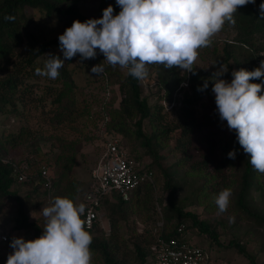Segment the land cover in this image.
<instances>
[{"label": "trees", "instance_id": "16d2710c", "mask_svg": "<svg viewBox=\"0 0 264 264\" xmlns=\"http://www.w3.org/2000/svg\"><path fill=\"white\" fill-rule=\"evenodd\" d=\"M100 2L101 12L107 0H100ZM261 3H264V0H255V3L238 7L237 13L234 14L235 25L225 23L224 27L234 30L235 35L231 40L232 42L227 39L224 40L221 46L223 56L217 58L219 62L232 60L238 70L251 71L259 67L256 60L259 57V52L264 49V19H261L259 14ZM24 7L38 9L47 18L58 19L64 24L65 29L71 26L73 20L84 22L90 19L79 11L77 4L72 0H0V115L3 113L16 115L18 113L19 101H23L25 92L31 91L29 89L31 85L28 81L35 78L38 58L46 53L53 54V48L59 46L58 37L39 41L28 33ZM6 16H13L15 19L14 21H6L4 19ZM26 36L29 38L28 41H24ZM235 46L240 47L239 53L235 52ZM212 51L215 53L217 49L214 47ZM150 67L156 72L159 87L164 89L166 99L171 101L176 89L177 91L184 90L180 99V106L175 108L178 112V122H171L168 125L159 127L149 135H145L142 131L143 123L151 117L152 111L147 98L142 96V82L130 76L127 69L122 75H119L121 78L118 79V84L122 95L119 106L111 111L110 118L104 115L103 125L99 126L101 134L106 135L103 146L108 136H118L122 143L121 147L127 155L139 162L143 170L152 171L153 184L148 182L137 186L127 200L121 199L116 194L114 201H111L107 196L101 198L97 211L101 213L104 210L106 212L112 232L108 236L104 235L99 225H95L91 229H85L92 236L90 250L99 256L101 264H127L126 260L120 257L119 245L116 240L119 222L128 218L125 216V208H128L131 204H137L142 194L149 197L155 186V172L152 161L150 163L140 155L129 152L123 145V135L127 133L134 132L135 137L143 138V143L156 158L155 151L159 139H163L161 136L166 135L167 139L169 133L173 130H179L175 147L181 153V156L177 163L185 164L189 174L199 176L201 183L198 193L211 189L206 192L215 198L222 190L231 189L229 207H232L236 216H243L264 234V174L259 173L251 166L249 163L250 157L239 145L234 131H232L229 138L219 136L222 121L216 112V105L205 108L201 112L196 107L203 95L208 92V88L212 86L209 76L197 69L195 64L193 65L195 75L192 73L187 75L186 71L180 68L166 69L159 64H150ZM104 68L108 72L111 70L109 65H104ZM59 73L58 78H60L62 87L57 92L54 91L55 96L51 98V104H56L62 109L56 112V117L60 118L59 115L64 111L66 117L73 113H75L74 118L80 116L82 110L77 111L78 109L74 107L75 102L72 91L74 83L65 65L59 69ZM205 80L209 81L208 88L204 91H198L197 89L203 85ZM250 82L261 83V80ZM183 83H187L185 89L182 88ZM51 89L52 87L47 92ZM64 100L66 101L63 102ZM157 109L160 110L161 105ZM131 127L134 129H131ZM195 134L199 137L201 144V146L196 147V152L193 151V148L191 149L193 143L191 137ZM30 136L29 132L21 130L17 134L10 133L0 137V228H2L3 220L9 212L6 207V200L12 199L15 216L11 230H31L34 237L38 238L42 235L43 228L37 220H32L29 216L33 196L43 197L45 203L50 201L52 203L54 198L66 195L72 198L78 193V183L81 182L75 184L69 177L74 155L68 154L63 149L64 143L61 151L55 155L51 162L48 159L42 160L41 157L31 159L29 157L17 158L20 156H14L8 159V153L23 145ZM153 140H156V142L151 145ZM218 146L220 147V153L216 156L215 152ZM34 148L35 154H37L39 150L37 143H34ZM231 150H236L237 153L234 160L227 157V153ZM198 155H200L199 158H197ZM21 164L28 166V179L24 181H18L17 179L18 168L16 167ZM50 165L53 171L51 169H48V171L52 184L50 188H44L40 170L42 167ZM231 170L233 171L230 175ZM91 181L90 175L89 186L82 193L81 199L75 200L76 205H86L84 195L89 190ZM167 185L171 188L174 187L169 182H167ZM22 187L26 189L27 193L25 195H22L20 191ZM40 191L42 195L38 194ZM173 195L171 191L164 203L165 211L169 210L171 213L166 212L161 235L176 238L187 237L188 241L192 242L190 236L187 235L188 226L191 225L200 234H205L211 240L220 244L215 226L208 220L199 218L197 213L184 210L182 206H177ZM213 207L217 208L214 200ZM186 218L190 219V223L185 222ZM181 224L185 228L182 233H178L177 227ZM140 236L138 235L132 241L137 261L139 264H153L149 245L154 241L155 234L151 233L148 240H139ZM144 241L147 242L146 245H143ZM193 244L207 250V247ZM229 245L235 246L252 264H255L254 258L247 253L245 247L238 241H231ZM210 264H212L211 256Z\"/></svg>", "mask_w": 264, "mask_h": 264}, {"label": "rangeland", "instance_id": "374dc122", "mask_svg": "<svg viewBox=\"0 0 264 264\" xmlns=\"http://www.w3.org/2000/svg\"><path fill=\"white\" fill-rule=\"evenodd\" d=\"M72 1L77 4L79 11L88 18H100L102 10L109 5H112L114 9L113 15L118 14L120 11L115 0H107L101 12L99 8L101 5L100 0ZM24 12L28 23L27 31L36 40L44 41L57 38L63 34L65 30L64 24L58 19L47 18L35 8L24 7ZM234 35V30L223 27L222 31L212 38L213 42L210 47L199 50V57L194 63L195 67L210 77L218 69L219 64L224 63L228 67V72L221 78L230 82L232 71L238 70V68L232 60L219 62L217 58L223 56L221 46L224 40L227 39L232 42ZM28 39V36H26L24 41H28ZM214 47L217 49L215 53L212 51ZM234 50L239 53L241 49L239 46H235ZM53 54L63 59L59 46L53 48ZM104 59L105 57L97 50L95 59L80 61V57L77 54L71 60L65 61L64 65L74 83V88H72L74 107L78 109L77 111L82 110L80 116L74 118L75 113H73L66 117V112L64 111L59 115L61 116L60 118L56 117V112L62 109L56 104H51V98L55 96L53 94L54 91L57 92L62 87L60 78L51 80L37 75L28 81L29 85H31V88H29L31 91L25 92L23 101H19L18 113L16 115L11 113L0 115V137L10 133L17 134L21 130L31 134L23 145L8 153V159L14 156H20L17 158L29 157L31 159L41 157L42 160L48 159L51 162L55 155L61 151L64 143L63 149L68 154L74 155V162L69 171V177L75 184L81 182L80 184L78 183L79 191L75 197L69 198L67 195L62 197L72 199L73 202L77 199L80 200L82 193L89 186L91 169L97 161L99 152L103 149V141L106 135L103 136L101 134L99 126L103 125L105 116L110 118L111 111L119 106V101L122 97L118 81L121 78L119 75H122L125 68L109 65L111 70L108 72L104 68V65H108ZM45 60V56L39 57L37 67L42 69ZM97 64H101L104 68L103 73L100 75L91 72V68ZM146 67L148 76L141 81L143 86L142 96L147 98L152 115L144 121L142 131L145 135H149L154 130L159 129V127L168 125L171 122H178V112L175 108L180 106V99L184 90L177 91L176 89L171 101H169L166 99L164 89L159 87L156 72L151 69L150 65H146ZM187 75L189 74L187 73ZM33 82L35 84H30ZM186 86L184 85L182 88L184 87L185 89ZM50 87L52 89L47 92ZM211 89L212 86L208 88V92L197 103L198 111L201 112L203 109L215 105L214 94ZM160 105L161 109L159 110L157 108ZM62 118L63 120H61ZM131 129L134 128L131 127ZM231 133L232 131L227 128L226 121H222L219 136L221 138H229ZM178 135L179 130H173L169 133L167 139L166 135L161 136L163 139H159V144L155 151L156 158L152 151L143 143V138L135 137L134 132L123 135V145L129 152L140 155L150 163L152 161L155 172V186L149 197L142 194L137 204H131L128 208H125V216L128 218L120 221L117 228L116 240L119 245L120 257L126 260L127 264H139L132 241L138 235H141L139 240H148L160 217L164 223L166 212L168 214L171 213L169 210L165 211L164 203L172 191L177 206H182L184 210L197 213L199 218L208 220L215 226L220 244L211 240L205 234H200L191 225L188 226L187 230L190 241L207 247L212 264H252L235 246L229 245L231 241H238L243 245L247 253L254 258L255 264H264V234L243 216H236L232 207L228 206L224 213H219L218 209L213 207L214 196L206 192L211 189L207 188L208 190H203L205 192L198 193L201 183L199 176L189 174L185 164L177 163L181 156V153L175 147ZM191 139L193 142L191 149L193 148V151L196 152V147L201 146L199 137L195 134L192 135ZM155 142L156 140H153L151 145H154ZM34 143H37L39 147L37 154H35ZM219 150L220 147H216V156L220 153ZM199 157L200 155L197 158ZM50 167L51 165L46 168L53 171ZM167 182L174 187L168 186ZM20 191L22 195L27 193L24 187L20 188ZM38 194L42 195V192L40 191ZM160 200L161 202H159ZM51 204V201L45 203L41 196H33V201L30 204L32 209L29 212V216L32 220H37L42 228H44L46 223V218L42 215L43 209L51 206ZM6 207L9 212L3 220L0 233H6L9 241L13 237H23L25 240L35 239L31 230H11L15 216L12 199L6 200ZM230 217L233 219L230 220ZM185 222L190 223V219L186 218ZM99 223L102 225L99 226L101 231L108 236L112 231L110 221L104 210L101 212ZM146 243L144 241L143 245H146ZM9 244L10 242L0 243V264H6L8 255L13 251ZM91 253V264H101L99 256L93 251Z\"/></svg>", "mask_w": 264, "mask_h": 264}, {"label": "clouds", "instance_id": "9594fccd", "mask_svg": "<svg viewBox=\"0 0 264 264\" xmlns=\"http://www.w3.org/2000/svg\"><path fill=\"white\" fill-rule=\"evenodd\" d=\"M115 2L120 8L116 15L109 5L98 19L73 20L58 36L63 59L52 53L44 54V67L37 68L35 74L56 80L66 60L77 54L80 61L95 59L99 50L108 65L127 69L139 81L147 78L146 65L150 64L163 65L166 69L180 68L195 75L193 65L199 50L211 46L212 38L222 31L226 22L235 25L238 7L255 0ZM259 14L264 19V3L259 5ZM4 19L14 21L15 17ZM103 71L101 64L91 68L97 75ZM227 72V65L221 63L209 77L216 112L221 121H226L228 130L236 133V140L249 155L251 166L264 174V60L251 71L233 70L230 82L221 78ZM252 80H261V83H252ZM208 83L205 80L197 90L204 91ZM236 154V150H231L227 157L234 160ZM231 194V189H224L214 198L219 213L227 210ZM85 207L68 198H54L51 206L42 212L46 218L42 235L33 240L13 237L9 244L13 251L6 264H91L92 236L81 219Z\"/></svg>", "mask_w": 264, "mask_h": 264}, {"label": "built area", "instance_id": "2783aa9c", "mask_svg": "<svg viewBox=\"0 0 264 264\" xmlns=\"http://www.w3.org/2000/svg\"><path fill=\"white\" fill-rule=\"evenodd\" d=\"M264 60V49L259 52L256 64ZM186 85V83H183ZM118 136L110 135L104 142L103 149L91 172V184L84 195L86 203L85 212L82 215L85 229H91L99 223L101 213L97 211L100 200L107 196L111 201L115 200V194L123 200H127L133 189L144 183L153 184V174L150 170H143L142 166L133 157L127 155L121 147ZM18 168V181L27 180L28 166L21 164ZM41 177L44 188H50L52 180L48 168H41ZM163 220L156 222L153 233L154 241L149 245L153 258V264H210V256L207 250L189 242L187 237H165L161 235ZM184 225L177 227V232L184 231ZM1 242H8L6 233L0 235Z\"/></svg>", "mask_w": 264, "mask_h": 264}, {"label": "crops", "instance_id": "0c3cea01", "mask_svg": "<svg viewBox=\"0 0 264 264\" xmlns=\"http://www.w3.org/2000/svg\"><path fill=\"white\" fill-rule=\"evenodd\" d=\"M10 240H11V238H10ZM8 242H10V241H8ZM0 243H5V242H1V241H0ZM6 243H7V242H6Z\"/></svg>", "mask_w": 264, "mask_h": 264}]
</instances>
